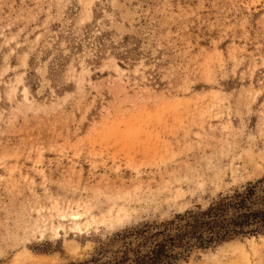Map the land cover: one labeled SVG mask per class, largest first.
<instances>
[{
	"label": "rangeland",
	"instance_id": "1",
	"mask_svg": "<svg viewBox=\"0 0 264 264\" xmlns=\"http://www.w3.org/2000/svg\"><path fill=\"white\" fill-rule=\"evenodd\" d=\"M262 175L264 0H0V264L86 259ZM181 264H264V236Z\"/></svg>",
	"mask_w": 264,
	"mask_h": 264
},
{
	"label": "trees",
	"instance_id": "2",
	"mask_svg": "<svg viewBox=\"0 0 264 264\" xmlns=\"http://www.w3.org/2000/svg\"><path fill=\"white\" fill-rule=\"evenodd\" d=\"M263 236L264 175L218 195L205 208L161 222H142L105 241L96 240L88 258L66 264H181L196 252ZM34 252L63 257L59 242L53 249L47 243Z\"/></svg>",
	"mask_w": 264,
	"mask_h": 264
},
{
	"label": "bare ground",
	"instance_id": "3",
	"mask_svg": "<svg viewBox=\"0 0 264 264\" xmlns=\"http://www.w3.org/2000/svg\"><path fill=\"white\" fill-rule=\"evenodd\" d=\"M59 217L62 219H65V216L62 214H60ZM69 218L73 221L74 229H76V230L79 229V223H77V222H78L80 216L77 213H74V214H70Z\"/></svg>",
	"mask_w": 264,
	"mask_h": 264
}]
</instances>
